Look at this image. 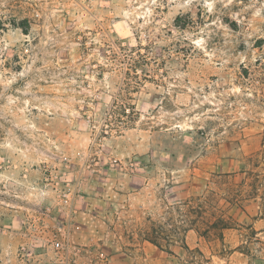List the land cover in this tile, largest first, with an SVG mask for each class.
<instances>
[{
    "label": "rangeland",
    "instance_id": "obj_1",
    "mask_svg": "<svg viewBox=\"0 0 264 264\" xmlns=\"http://www.w3.org/2000/svg\"><path fill=\"white\" fill-rule=\"evenodd\" d=\"M0 264H264V0H0Z\"/></svg>",
    "mask_w": 264,
    "mask_h": 264
},
{
    "label": "trees",
    "instance_id": "obj_2",
    "mask_svg": "<svg viewBox=\"0 0 264 264\" xmlns=\"http://www.w3.org/2000/svg\"><path fill=\"white\" fill-rule=\"evenodd\" d=\"M114 111H115V109H114ZM134 111V107L132 106V105H126V104H121V105H119V108H118V110H117V108H116V112H117V114H118V117L117 118H115V120H117V123L119 122L120 124H124L126 121H124L123 119H121L122 117H128L129 116V114H131L132 112ZM116 123V124H117ZM235 192H234V194L233 195H231L232 196V198H234V199H237V198H235ZM230 221L229 220H227V219H224V218H221V217H219V218H217L215 221H213L210 225H209V227H214V228H216V227H219V228H221V229H224V228H229V227H231L230 226ZM254 232V231H253ZM155 236V235H154ZM158 236H155V237H153V239H150V241L152 242V243H154V244H159V241H158ZM257 242H259V240L258 239H255ZM187 249H188V247H186Z\"/></svg>",
    "mask_w": 264,
    "mask_h": 264
},
{
    "label": "built area",
    "instance_id": "obj_3",
    "mask_svg": "<svg viewBox=\"0 0 264 264\" xmlns=\"http://www.w3.org/2000/svg\"><path fill=\"white\" fill-rule=\"evenodd\" d=\"M76 228H79V226L77 225ZM51 245L56 250L64 247V243L61 239H56Z\"/></svg>",
    "mask_w": 264,
    "mask_h": 264
}]
</instances>
